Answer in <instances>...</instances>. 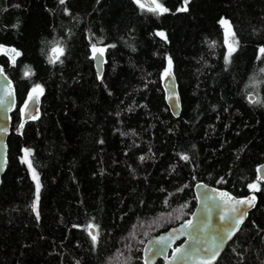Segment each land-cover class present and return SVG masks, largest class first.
Listing matches in <instances>:
<instances>
[{
    "label": "trees",
    "instance_id": "trees-1",
    "mask_svg": "<svg viewBox=\"0 0 264 264\" xmlns=\"http://www.w3.org/2000/svg\"><path fill=\"white\" fill-rule=\"evenodd\" d=\"M162 3L170 11L157 16L133 0H0V44L22 53L15 66L0 55L17 102L0 185V264H142L146 240L193 212L201 181L237 197L259 183L256 206L216 264H264L255 169L264 163V0H189L187 11H177L183 0ZM222 18L239 41L230 64ZM57 42L63 63L50 64ZM93 44L107 48L100 78ZM168 58L178 118L159 82ZM25 65L35 75L25 78ZM35 84L44 89L39 118L23 121ZM25 148L42 185L39 219Z\"/></svg>",
    "mask_w": 264,
    "mask_h": 264
},
{
    "label": "water",
    "instance_id": "water-1",
    "mask_svg": "<svg viewBox=\"0 0 264 264\" xmlns=\"http://www.w3.org/2000/svg\"><path fill=\"white\" fill-rule=\"evenodd\" d=\"M7 47V45H5ZM94 71L97 73L98 78L102 76V67H104V59L99 58L93 59ZM11 63V62H10ZM0 67H3L0 65ZM7 80L4 79V76H0V97H3L5 100L4 104H0V165L3 166L2 171H0V185L2 182V175L6 171V164L8 160L7 154V138L11 132V121H12V112L16 109V89L14 88L13 81L7 74ZM174 77V79H173ZM9 81L11 82L9 84ZM159 82L162 86V93L164 96V101L167 109H169L170 114L174 118H178L181 113V98L178 94V83H176L175 74L172 70V77L167 79L160 77ZM6 91H11L13 95L6 96ZM173 93L175 95H173ZM169 97H172L171 99ZM178 97L179 107L176 105V98ZM250 99L254 98L252 95L249 96ZM27 102V101H26ZM39 108V101L33 105L29 103L28 108H21V115L23 121L31 120L32 116L37 115V110ZM23 110V111H22ZM6 130V131H3ZM6 160V163L4 161ZM264 166L263 164L258 165L256 169L257 176L260 175L264 177V171L258 174L257 168ZM256 176V181H257ZM264 183V181H257ZM199 185V187H198ZM215 190V191H213ZM228 193L233 197L232 201H229L227 204L224 203V199L220 198V193ZM193 197H195L196 204L194 205L193 212L190 213V216L178 223V225L165 230L157 235H152L146 242L141 246V258L140 261L142 264H155L157 261L163 262V264H216L218 257L226 249L229 241H232L237 235L239 229L246 222L247 216L253 211L254 206L258 202V197L255 195V192H249L246 196H234L229 193V191L224 189H219L217 186H211L201 182H196L193 186ZM216 197L215 201L208 199V197ZM255 196L254 206L247 205H234L235 200H242ZM205 204L211 206V212L205 208ZM235 206L239 211H246V215L241 221H232L228 220L221 222L219 214H227L229 217L239 215L238 212H232V207ZM188 220H191L193 223V228L184 229L182 225L185 224ZM231 231V235L229 232ZM95 233V232H94ZM169 237L171 239L169 240ZM163 238L167 243L166 245H156L155 242ZM217 254L213 258L212 249L217 247ZM157 248H163V252L157 253ZM179 248L180 252L175 253V249ZM207 248L209 251H204Z\"/></svg>",
    "mask_w": 264,
    "mask_h": 264
},
{
    "label": "snow or ice",
    "instance_id": "snow-or-ice-1",
    "mask_svg": "<svg viewBox=\"0 0 264 264\" xmlns=\"http://www.w3.org/2000/svg\"><path fill=\"white\" fill-rule=\"evenodd\" d=\"M183 2H184L185 6L178 8L177 11H187L188 10L187 4H188L189 0H183ZM59 3L65 4L66 0H59ZM133 3H135L137 5V7L141 10V12L147 11V12L153 13L157 16H162V15H164L170 11V9L162 3V0H133ZM15 7H19V5H15ZM65 12H66V14H69L67 9H65ZM219 23L225 29V46L227 48V52L224 56V62H225V64H230V63H232L233 54L237 51L239 41L235 40V33L232 31L231 24L229 23L228 20L222 18V19H220ZM156 35L161 37L162 39L166 40V35L164 32H157ZM213 46H214V44H213ZM107 47H115V45H110ZM106 50H107L106 47H97L96 44H93L92 45V54H93L92 58L97 59V60L99 58H102L104 56ZM50 51L52 53L51 55L48 56V62L50 64H56L57 62L63 63V61L60 58L64 55V49H63V47H61L59 45V42H57L50 49ZM259 53L262 56H264V47H261L259 49ZM0 55L7 56L9 61L11 62V64L13 66H15L17 58L20 57L22 55V53L14 47H6V46L0 44ZM261 71L264 72V68H262ZM4 72H5V69L3 67H0V76H4V79L7 80V76L4 75ZM33 75H35V73L32 71V69L29 66L25 65L24 66L25 78H30ZM162 76L165 79L172 77V60H171V58H168L167 67L165 68ZM173 79H174V77H173ZM10 83L11 82L9 81V84ZM43 93H44L43 87L39 84H35L32 87V89L28 95V100L25 103L24 108H28L29 103H32L33 105H35V103L38 102L39 96H42ZM5 95L11 96V95H13V93L11 91H6ZM173 95H175V94L173 93ZM169 98L171 99L172 97H169ZM249 102L250 103H258V101L253 100V99H250ZM4 103H5L4 98L0 97V104H4ZM175 106L177 108L179 107L178 97L176 98V105ZM31 118L32 119H38L39 117L38 116H32ZM20 128L21 129L23 128L22 124L20 125ZM3 131H6V130H3ZM101 143H103V141H101ZM23 151H24V155L21 158V163H24L28 167V169L32 175V178L35 182V200L32 204V208H33V211L36 212L37 219H39L38 208H39L40 192H41L42 185L40 183L39 174L37 173L35 167L33 166V162L31 159V156H32L31 150L25 148ZM180 158L182 160H185V161L189 160V157L187 155H181ZM140 159L143 160L144 157H141ZM4 163H6V160L4 161ZM2 168H3V166L0 165V171H2ZM262 171H264V166H260L259 168H257L258 174L261 173ZM257 181H264V177L258 175ZM185 187H187V185H185ZM198 187H199V185H198ZM248 188L250 191H253V192L261 191V187H260L259 183H250L248 185ZM182 190L183 189H180L179 191H182ZM213 191H215V190H213ZM220 198H222V199L226 198V199H224V203H226V204L229 201L233 200V197H231L228 193H224V192L220 193ZM208 199L215 201L216 197H214V196L208 197ZM255 199H256L255 196H251L249 198H245L242 200H235L234 205H247V206L251 207V206H254ZM165 203H167V201H165ZM183 207H187V205L182 206V208ZM205 208L208 210L209 213L212 210L211 206H209L208 204H205ZM231 211L235 213V212H238L239 210L235 206H233ZM246 214H247L246 211H239V215H237V216L229 217L227 214H219V218H220L221 222H224L226 220H228L229 222H232V221H241L242 222L243 217ZM177 218L179 219V217H177ZM182 228H184V229L193 228L192 221L188 220L185 224L182 225ZM87 229L89 230L88 235L91 237L92 242H93V246L95 247L98 243V230H97L98 226H96L92 223H89L87 225ZM94 231L96 232V234H94ZM231 234L232 233L230 231L229 235H231ZM170 239H171V237H169V240ZM166 243L167 242L163 238H161L160 240H157L155 242L156 245H166ZM217 249H218V246L214 247L211 250L213 253V258L217 254ZM204 251H209V249L205 248ZM161 252H163V248H157V253L159 254ZM178 252H180V249L179 248L175 249L174 258H175V253H178ZM205 264H207V262H205Z\"/></svg>",
    "mask_w": 264,
    "mask_h": 264
},
{
    "label": "rangeland",
    "instance_id": "rangeland-1",
    "mask_svg": "<svg viewBox=\"0 0 264 264\" xmlns=\"http://www.w3.org/2000/svg\"><path fill=\"white\" fill-rule=\"evenodd\" d=\"M225 38V37H224ZM28 100V96H27V98H26V100H25V102ZM24 108V107H23ZM253 183H255V182H253Z\"/></svg>",
    "mask_w": 264,
    "mask_h": 264
}]
</instances>
